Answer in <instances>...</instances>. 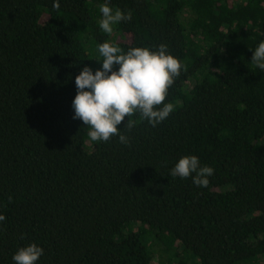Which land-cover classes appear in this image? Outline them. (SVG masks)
Wrapping results in <instances>:
<instances>
[{"label": "trees", "instance_id": "1", "mask_svg": "<svg viewBox=\"0 0 264 264\" xmlns=\"http://www.w3.org/2000/svg\"><path fill=\"white\" fill-rule=\"evenodd\" d=\"M105 2L132 17L111 34ZM261 40L264 0H0V264L32 242L37 264H264ZM105 41L182 63L173 112L125 117L127 145L73 119L75 76ZM185 155L214 168L207 187L171 176Z\"/></svg>", "mask_w": 264, "mask_h": 264}, {"label": "clouds", "instance_id": "2", "mask_svg": "<svg viewBox=\"0 0 264 264\" xmlns=\"http://www.w3.org/2000/svg\"><path fill=\"white\" fill-rule=\"evenodd\" d=\"M54 6L58 7V2ZM99 12V28L108 34L113 32L114 25L132 19L130 13L118 7L114 10L107 2L99 6ZM252 50L251 62L264 71V40ZM98 52L101 66L93 70L85 64L75 76L73 119L90 128L88 136L92 141L107 142L115 135L127 145L128 137L118 127L125 117L123 127L133 126L130 117L137 112L155 127L173 112L174 104L165 101L182 63L163 43L158 47H131L124 52L115 43L105 41L98 45ZM214 171L213 167L202 165L198 156L185 155L170 169V174L181 179L191 177L196 186L207 187ZM5 220V215L0 213V222ZM43 253V247L32 242L19 247L12 260L14 264H37Z\"/></svg>", "mask_w": 264, "mask_h": 264}, {"label": "rangeland", "instance_id": "3", "mask_svg": "<svg viewBox=\"0 0 264 264\" xmlns=\"http://www.w3.org/2000/svg\"><path fill=\"white\" fill-rule=\"evenodd\" d=\"M263 143H264V140H263Z\"/></svg>", "mask_w": 264, "mask_h": 264}]
</instances>
